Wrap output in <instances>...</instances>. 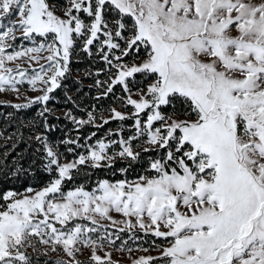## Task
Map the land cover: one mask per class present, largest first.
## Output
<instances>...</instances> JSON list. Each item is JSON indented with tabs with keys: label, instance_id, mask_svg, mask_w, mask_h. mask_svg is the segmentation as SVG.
<instances>
[{
	"label": "snow or ice",
	"instance_id": "snow-or-ice-1",
	"mask_svg": "<svg viewBox=\"0 0 264 264\" xmlns=\"http://www.w3.org/2000/svg\"><path fill=\"white\" fill-rule=\"evenodd\" d=\"M0 95V264H264V0H0Z\"/></svg>",
	"mask_w": 264,
	"mask_h": 264
},
{
	"label": "rangeland",
	"instance_id": "rangeland-1",
	"mask_svg": "<svg viewBox=\"0 0 264 264\" xmlns=\"http://www.w3.org/2000/svg\"><path fill=\"white\" fill-rule=\"evenodd\" d=\"M86 70H87V69L79 70V71H77V70H73V75H74L75 77H82V76H84V73H85ZM84 83H85L86 85H89V84L91 83V80H89V79H85V80H84ZM4 99H10V98H9V97H5V96L0 95V100H4ZM119 258H120V257H119V254L114 255V257H113V259H119ZM123 264H126V258H123Z\"/></svg>",
	"mask_w": 264,
	"mask_h": 264
},
{
	"label": "trees",
	"instance_id": "trees-1",
	"mask_svg": "<svg viewBox=\"0 0 264 264\" xmlns=\"http://www.w3.org/2000/svg\"><path fill=\"white\" fill-rule=\"evenodd\" d=\"M87 64H81V65H79V66H76V65H74L73 66V70H77V71H79V70H84V69H87ZM77 78H79V77H75L74 75H73V80H75V79H77ZM69 84H70V86L73 88V91L75 90V88L76 87H78V85H74V84H72V81H69ZM83 90L84 91H87L88 90V85H86L85 83H84V81H83ZM0 111H3V109H0Z\"/></svg>",
	"mask_w": 264,
	"mask_h": 264
}]
</instances>
